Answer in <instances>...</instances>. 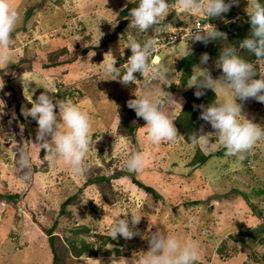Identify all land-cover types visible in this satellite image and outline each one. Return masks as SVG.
I'll return each mask as SVG.
<instances>
[{"label":"rangeland","instance_id":"1","mask_svg":"<svg viewBox=\"0 0 264 264\" xmlns=\"http://www.w3.org/2000/svg\"><path fill=\"white\" fill-rule=\"evenodd\" d=\"M11 3L19 12L20 22L14 32L10 61L0 65V84H3L0 88V190L18 192L19 198L16 202L0 201V264H49L51 249L46 230L53 224L56 225L54 234L60 240L75 237L72 228H89L88 234L81 232L79 237L92 243L94 252H85L68 264H140L149 248L148 240L142 236L157 230L181 241H193L199 250L197 263L264 264V259L258 263L248 258L253 251L262 258L264 242L260 244L243 236L246 242L243 245L230 238L243 232L245 227L264 221L253 216L243 197L249 194L251 202L264 211V196L251 195L264 187V139L236 166V157L226 156V149L218 141L206 149L186 144L178 137L175 142L153 144L145 126L137 130L134 138L118 130L130 109L128 101L135 98L134 93L151 91L154 95H164L165 110L174 113V118L177 116L185 100L183 92L189 88L187 80H182L184 70L176 65L181 59L177 57L187 54L188 43L193 50L194 42L160 52V64L172 69L167 81H153L147 89L144 83L126 86L117 80H108L111 77L103 74L100 63L104 54L111 51L118 64L120 45L123 47L130 35L135 38L143 34L131 27L129 16L127 38L119 35L112 40L119 21L123 20L119 14L129 0H11ZM168 4L169 14L174 9L177 13V0ZM232 6L246 17L248 0H238ZM201 15L204 13L196 16ZM175 18L180 20L177 15ZM24 27L27 31H21ZM63 46L67 52L51 59ZM126 49L123 56L127 54ZM201 55L195 66L215 69V57L209 56L207 64H200ZM53 62L64 65L57 70L44 69L43 66ZM11 64L16 66L13 68ZM22 77L41 83L46 78L52 80L56 90H67L71 94L67 99L89 114L93 136L85 158L89 166L85 175L73 176L62 159L52 163L43 159L45 150L40 151V146L35 144L37 122L22 113V109L31 107ZM174 84L182 85L181 89L172 91ZM42 91L43 87H37L35 81L29 82V99L31 94L35 99ZM168 92L181 106L167 101ZM237 103L242 104L243 115L264 128V103L251 98L238 99ZM202 127L204 133L214 131L205 121ZM21 148L32 161L31 180L27 185L19 177L23 172L16 164L12 165L14 155ZM197 148L210 154V158L196 167L191 162ZM134 151L145 154V167L142 171L129 172L125 164L128 154ZM102 177L109 180L92 182ZM132 178L146 187L138 186ZM67 199L70 201L64 205ZM128 212L141 217L136 225L141 235L112 239V225L121 213ZM130 216L129 213V219ZM98 234L109 236L105 244L101 239L95 240ZM223 242H226L225 249L231 251L235 246L237 251L230 257L224 256L225 249H220Z\"/></svg>","mask_w":264,"mask_h":264},{"label":"clouds","instance_id":"2","mask_svg":"<svg viewBox=\"0 0 264 264\" xmlns=\"http://www.w3.org/2000/svg\"><path fill=\"white\" fill-rule=\"evenodd\" d=\"M129 2L136 5L128 14L132 18L131 27L141 33H149L151 30L152 38L140 42L130 35L127 43L123 47L120 45L121 56L124 55L125 48L131 51L125 63L117 67L116 57L109 51L104 54L100 64L103 74L111 77L108 80H117L126 86L136 84L138 78L135 74L139 73L147 89L152 86L153 81L161 79L167 81L171 75V67L160 64L159 54L164 49L156 55V59H153L158 45L155 37L166 31L165 20L169 14V4L167 0ZM233 4H238V0H231V3H226L225 0H177L176 15L178 19L184 20L203 12L205 17L210 19L227 13ZM246 12L250 18V35L240 42L239 48L234 45L223 46L215 61V66L222 70V75L214 78L209 69L197 65L187 80L188 87L196 88L197 97L202 96L205 89L215 93V99L210 104L199 106L200 119L209 123L214 131L204 133L201 127L189 137L191 144L206 149L210 143L218 141L226 149V156L236 157V166L242 163L245 154L264 139V128L243 115L242 104L237 103L238 99L247 101L250 98L264 103V3H261V0H248ZM243 17L244 15L240 19ZM19 22V12L11 0H0V65H6L10 61L11 49L15 44L13 33ZM216 39L227 38L212 25L191 32L188 42L191 40L207 45ZM187 49L189 56L191 55L189 43ZM241 50L254 56L256 62L249 60ZM179 58L185 56L179 55L177 59ZM209 59V54L203 53L200 64H207ZM30 81H35L37 87L42 86L44 89L35 99L32 98V94L30 99L27 96ZM22 82L25 96L31 103V107L22 109V113L26 118L31 117L37 122L35 144L40 146V151L45 150L43 159L49 163L62 159L69 165L73 176L85 175L89 170L85 158L92 145L93 136L89 114L71 99L58 98L55 95L57 90L50 79L46 78L45 82L41 83L36 80L26 81L22 77ZM168 85L171 84L166 83V86ZM0 88H3V84H0ZM134 97L128 101V107L135 111L138 118L146 122L144 126L150 142L153 144L175 142L179 131L174 124L175 114L165 110V96L147 91L144 94L134 93ZM166 99L168 102L177 103L170 92L166 94ZM145 159L142 151L131 152L128 154L125 167L129 172L142 171ZM15 163L24 173L21 179L27 185L31 180V156L21 148L18 150V159ZM140 219L141 217L132 212L121 213L110 229V237L116 239L121 236L130 239L134 235H141L136 230ZM142 238L148 240L149 248L144 252L140 264H197L198 246L191 240L181 241L158 230Z\"/></svg>","mask_w":264,"mask_h":264},{"label":"trees","instance_id":"3","mask_svg":"<svg viewBox=\"0 0 264 264\" xmlns=\"http://www.w3.org/2000/svg\"><path fill=\"white\" fill-rule=\"evenodd\" d=\"M174 1L176 0H167L168 3H173ZM225 2L227 3V0H225ZM261 3H264V0H261ZM135 6H136L135 4L129 3L123 10H121L119 17L123 18V20L119 21L116 31L113 34L112 40L117 39L119 35H121L124 38H127V35H128V29H127L128 25L127 24L130 22V19H131L128 14H129L130 9ZM235 11L236 9H234V7L232 6L227 13H223L218 17H212L208 20L211 22L221 21L224 18L232 16ZM175 16H176L175 9L171 10L169 16L166 17L165 23L168 24L173 21H176L177 23H182V20H177ZM195 17H202L203 19H207L205 17V14L201 16H192L191 19ZM217 30L224 33L227 39L212 40L209 43H207V45L203 43H198V42L194 43L195 48L191 50V55L189 56L187 54L184 55L185 58H181L176 63L179 70H184L185 74H183V78H182L183 82L184 81L186 82V80L190 78L191 68L197 64L199 55L206 52L209 54V56L215 57V60H216L219 57L220 51L224 45L225 46L234 45L237 48H239L240 42L250 35V31H251L250 18L247 14L245 18L243 17L242 19H237L235 22H231L230 24H222L220 28ZM21 31H27V28L24 27ZM149 31L150 33H148L147 35L143 33L140 36H135V38L140 42H142L143 40L147 38H151L152 36L151 30ZM14 34L15 33H13V36ZM63 51L67 52V48L65 50L64 46L61 48V50L58 49L57 52H54L53 55L51 54L52 56L50 55L51 56L50 58L57 59V57L60 56V54ZM241 52L243 55H246L249 60L253 61L254 63L256 62L254 59V56L248 55L244 50H241ZM126 53L127 54L131 53L130 49H126ZM24 57H25V53H24ZM122 59L123 57L120 56L117 60L121 61ZM63 65L64 64H62L61 62H53L52 64H48L43 67L44 69L48 68V69L57 70L58 66H63ZM11 66L14 68L16 65L11 64ZM210 72L214 78H217L222 75V70L218 69L217 67H215V69L213 70H210ZM181 87L182 85L174 84V86L171 89L172 91H177L181 89ZM195 92H196L195 87H189L184 90L183 96L185 100H184V103L179 113L175 117V121H174V124L179 131L177 137L186 144H191L189 137L194 135L195 132H197L198 130H200L202 127V124L204 123V121L200 119L201 109L199 106L202 104L208 105L215 99V93L210 89H205L204 94L200 97H197L195 95ZM55 95L60 99H67V97L71 96V94L68 93L67 90H58ZM17 116H20V114ZM145 123L146 122L142 118L137 119V116L134 110L128 109L126 116L123 118V120L118 126V130L120 131V133H122V135L127 134V135H130L132 138H134L137 130L141 126H144ZM17 153L14 155L12 165L16 164L15 160L18 159ZM209 158H210V154H205L200 148H197L196 153L192 159L191 165L197 167L198 165L205 163ZM19 175H20L19 177H22L24 173L22 174L19 173ZM132 179L134 183L137 184L138 186L146 187V185H144L143 182H141L140 180L136 178H132ZM103 180H109V178L102 177L100 179H94L92 182L99 183ZM147 187L149 191L154 192V189L152 187H149V186ZM253 194L254 196L255 195L257 196V194L264 196V187L261 189L257 188V190H254L251 195ZM243 197L246 200L247 205L249 206L253 216L258 219H263L264 211L262 209H259L253 202H251V200L249 199L250 197L249 194L248 195L244 194ZM18 198H19L18 192L5 193L0 190V201L5 199L7 201L16 202ZM69 199H67L64 202V205L70 201ZM55 226L56 225L53 224L49 229L46 230L48 234L49 247L51 249V261L49 264H68L69 262L81 257L83 253L85 252H88V253L94 252L93 244L85 240V238L79 237V234L81 232H86L87 234L90 232L88 227L84 226L80 228L78 227L72 228V231H74L76 236L72 238H65V240H60L59 236L57 234H54ZM263 235H264V221L259 222L256 226H247L245 227L243 232L237 235H231L230 238H232L235 242L239 241L243 245H245L246 242L245 240L242 239V237L246 236L250 241L256 240L257 242L262 244L264 242ZM100 239L102 240V243L105 244L106 240L109 239V236H102L99 234L95 235L96 241H99ZM225 246H226V242H223L220 249L222 250L225 249ZM236 251H237V248L234 246L231 251L227 249L223 250V255L226 257H230L232 253H235ZM248 258L253 259L259 263L262 261V259H264V256H262V258L258 257L257 252L253 251L251 254H248ZM197 264H202V263H197Z\"/></svg>","mask_w":264,"mask_h":264},{"label":"built area","instance_id":"4","mask_svg":"<svg viewBox=\"0 0 264 264\" xmlns=\"http://www.w3.org/2000/svg\"><path fill=\"white\" fill-rule=\"evenodd\" d=\"M242 16L243 14L236 10L232 16L224 18L221 21L211 22L208 19H203L202 17H195L192 19L190 17L184 18V20H182V23H177L176 21L168 23L166 24V31L164 32V34L155 37L158 40V45L157 51L154 54L153 59H156V55L165 48L188 42L189 34L191 32L196 31L198 28L211 27L212 25H214L216 29H219L222 24H230L231 22H235L237 19H240ZM161 26L164 27L165 25ZM130 55L131 53H128L123 56V59L119 61L116 66L120 67L123 63L127 61V58ZM135 75L138 78L136 83L143 84L144 81L140 77V74L137 73ZM58 90H61V88H58Z\"/></svg>","mask_w":264,"mask_h":264}]
</instances>
